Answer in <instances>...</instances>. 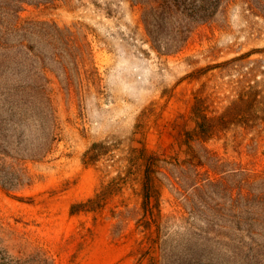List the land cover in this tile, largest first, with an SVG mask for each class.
I'll list each match as a JSON object with an SVG mask.
<instances>
[{"label":"rangeland","instance_id":"1","mask_svg":"<svg viewBox=\"0 0 264 264\" xmlns=\"http://www.w3.org/2000/svg\"><path fill=\"white\" fill-rule=\"evenodd\" d=\"M142 12L132 0H68L21 9L23 20L53 21L86 34L101 79L97 85L85 79L81 93H68L54 82L59 141L45 159L28 163L29 185L12 193L0 187V233L13 252L40 249L55 264H134L143 235L134 220L121 222L111 210H124L125 204L138 210L139 183L108 199L102 211L72 214L70 209L126 169L119 160L123 149L141 146L130 138L142 113L147 114L144 135L137 139L172 153L178 130L194 127L190 112L196 97L221 112L251 86L264 107V19L243 0L230 1L171 55L152 48ZM103 140L120 142L121 150L113 152V159L84 164V153ZM206 145L226 162L264 172V121L254 128L231 126ZM160 194L163 213L188 215V205L172 188L163 185ZM174 237L173 246L181 239ZM181 251L175 256L189 262Z\"/></svg>","mask_w":264,"mask_h":264},{"label":"trees","instance_id":"2","mask_svg":"<svg viewBox=\"0 0 264 264\" xmlns=\"http://www.w3.org/2000/svg\"><path fill=\"white\" fill-rule=\"evenodd\" d=\"M59 1L68 0H0V187L8 193L30 184L28 163L45 159L60 139L54 82L68 93H81L85 79L92 85L101 79L90 42L80 29L20 17L26 4ZM132 1L143 6L142 21L152 48L171 55L186 46L196 27L213 21L232 0ZM243 1L254 16L264 19V0ZM190 114L194 127L178 130L177 150L167 153L137 139V134L144 135L143 112L130 138L141 146L123 149L119 160L126 169L102 182L94 196L72 204L70 211H102L108 199L139 183L138 210L127 204L124 210H111L121 222L134 220L143 235L134 264L264 262V172L226 162L206 145L231 126L254 128L263 122L258 93L251 86L243 88L221 112L196 97ZM116 150H121L120 142H95L84 153V164L113 159ZM163 185L184 200L188 215L163 213ZM174 236L181 239L173 246ZM179 248L189 262L175 256ZM0 264L55 262L40 249L13 252L0 233Z\"/></svg>","mask_w":264,"mask_h":264}]
</instances>
